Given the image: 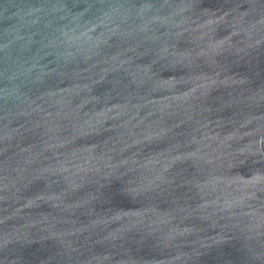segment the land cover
<instances>
[{"label":"water","instance_id":"1","mask_svg":"<svg viewBox=\"0 0 264 264\" xmlns=\"http://www.w3.org/2000/svg\"><path fill=\"white\" fill-rule=\"evenodd\" d=\"M0 264H264V0H0Z\"/></svg>","mask_w":264,"mask_h":264}]
</instances>
